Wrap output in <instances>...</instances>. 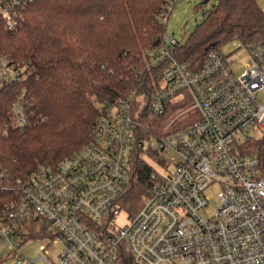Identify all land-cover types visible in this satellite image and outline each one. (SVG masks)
Returning <instances> with one entry per match:
<instances>
[{"label": "built area", "instance_id": "built-area-1", "mask_svg": "<svg viewBox=\"0 0 264 264\" xmlns=\"http://www.w3.org/2000/svg\"><path fill=\"white\" fill-rule=\"evenodd\" d=\"M32 1L0 0V18L11 28ZM175 1L165 0L157 15L164 27ZM229 42L193 67L174 55L180 43L164 32L160 45L144 49L145 67L158 71L153 88L101 101L86 142L32 169L19 182L20 199L0 209L10 264H264V39ZM30 70L0 54V83L15 84ZM176 96L191 99L197 117L150 132V186L129 214L119 201L131 178L133 134L141 116H161ZM11 106L22 127L24 91ZM215 183L219 203L210 211L205 190ZM29 238L40 239L31 259L20 251Z\"/></svg>", "mask_w": 264, "mask_h": 264}, {"label": "trees", "instance_id": "trees-1", "mask_svg": "<svg viewBox=\"0 0 264 264\" xmlns=\"http://www.w3.org/2000/svg\"><path fill=\"white\" fill-rule=\"evenodd\" d=\"M164 3L33 0L17 10L11 28L0 18V54L31 68L15 84L0 83V209L20 199L19 182L32 169L57 162L86 142L101 101L153 88L158 71L145 67L143 52L160 45L164 26L156 18ZM203 13L173 51L189 66L232 39H264V11L257 0H215ZM20 91L28 100L22 127L11 106ZM140 119L129 156L130 182L119 201L129 214L148 192L153 170L141 153L157 119L151 113Z\"/></svg>", "mask_w": 264, "mask_h": 264}, {"label": "rangeland", "instance_id": "rangeland-1", "mask_svg": "<svg viewBox=\"0 0 264 264\" xmlns=\"http://www.w3.org/2000/svg\"><path fill=\"white\" fill-rule=\"evenodd\" d=\"M202 0H176L172 10L169 13L168 19L164 27V33L170 36L175 37L179 43H183L188 33L194 28L195 24L198 23L203 18V12L206 11L215 0H208L205 3H201ZM231 47V42L225 45V48ZM242 59L241 55H238V62ZM241 69H235V72L239 74ZM197 109L194 106V103L188 97H184L183 100H179V97H173L169 100L168 106L165 112L161 116L152 115L153 118L157 119L155 126L156 132L163 133L165 131L173 130L181 125L187 124L193 121L197 117ZM150 118V117H149ZM136 135L133 134L132 143L130 148L132 149L133 143L136 140ZM144 151L141 153V156L145 158L148 162L150 159L146 156V148L148 144V139H143ZM156 168L157 165L154 164ZM219 184H212L206 190L205 193L209 197V202L207 204V210L213 211L219 203L217 192L219 190ZM142 204V199L138 204L140 207ZM203 214H206L205 211H202ZM125 220L124 212L120 213L116 221L118 223H123ZM40 239L29 238L27 239L20 247V251L23 253V256L26 258H33L38 253V245ZM1 246V245H0ZM50 248V258L56 260V254L59 252V246L53 244L49 246ZM1 249V248H0ZM8 249L5 247L0 250V255L8 253ZM7 251V252H5ZM15 259V256L9 257L10 262ZM6 264V262H1Z\"/></svg>", "mask_w": 264, "mask_h": 264}, {"label": "crops", "instance_id": "crops-1", "mask_svg": "<svg viewBox=\"0 0 264 264\" xmlns=\"http://www.w3.org/2000/svg\"><path fill=\"white\" fill-rule=\"evenodd\" d=\"M257 2H258V4L260 5V7L263 9V11H264V0H257ZM0 248L1 249H3V248H5V247H1L0 246ZM0 249V250H1ZM8 251V253H4L3 255H0V264H2L1 262H6V264H9V250H7ZM7 251H5V252H7Z\"/></svg>", "mask_w": 264, "mask_h": 264}, {"label": "water", "instance_id": "water-1", "mask_svg": "<svg viewBox=\"0 0 264 264\" xmlns=\"http://www.w3.org/2000/svg\"><path fill=\"white\" fill-rule=\"evenodd\" d=\"M206 1H208V0H202L201 3H205Z\"/></svg>", "mask_w": 264, "mask_h": 264}]
</instances>
